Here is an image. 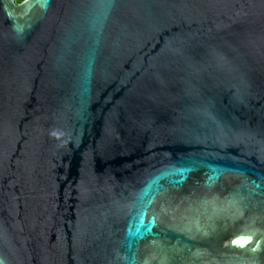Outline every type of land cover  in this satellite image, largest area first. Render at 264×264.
<instances>
[{
    "label": "water",
    "instance_id": "water-1",
    "mask_svg": "<svg viewBox=\"0 0 264 264\" xmlns=\"http://www.w3.org/2000/svg\"><path fill=\"white\" fill-rule=\"evenodd\" d=\"M0 264H264V0H0Z\"/></svg>",
    "mask_w": 264,
    "mask_h": 264
},
{
    "label": "trees",
    "instance_id": "trees-1",
    "mask_svg": "<svg viewBox=\"0 0 264 264\" xmlns=\"http://www.w3.org/2000/svg\"><path fill=\"white\" fill-rule=\"evenodd\" d=\"M18 2L21 1V0H17Z\"/></svg>",
    "mask_w": 264,
    "mask_h": 264
}]
</instances>
